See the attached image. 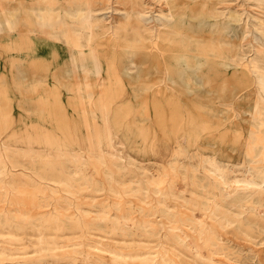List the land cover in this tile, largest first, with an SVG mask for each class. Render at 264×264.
Returning <instances> with one entry per match:
<instances>
[{"label": "rangeland", "instance_id": "1", "mask_svg": "<svg viewBox=\"0 0 264 264\" xmlns=\"http://www.w3.org/2000/svg\"><path fill=\"white\" fill-rule=\"evenodd\" d=\"M63 1L59 0L61 2L59 3L58 0H24L21 2L22 6L24 5L23 8L17 10L16 7L20 1L0 0V138L7 141L8 152L12 153V157L19 156V159L28 167L15 169L31 171V177L28 180L27 177L25 179V176H21V180L17 181L19 185L14 182L15 194L12 195L14 198L9 199L12 200L10 204L8 201L0 199V211L3 207L11 208L14 212H18L16 213L18 215L28 213L33 216L34 213V217H39L47 211H53L55 209L53 206L58 199L55 197L69 193L60 188L54 192L56 196L49 198L48 195L53 193L51 187L39 190L35 180H39L44 186L50 184L58 187V182L54 181V177L59 174L58 170L70 169L76 160L74 155L81 152L87 162L84 165L85 173L93 181L98 182L100 188L98 190L85 189L82 192L71 194L74 201H81L77 203L90 217L96 216L98 210L103 205H107L106 208H111L113 216L130 214L142 218L145 215L142 212V197L134 195L131 190L124 191L120 184H130L136 188L138 184L136 179L138 176L144 175V170L149 175H158L162 170V162L169 165V162L176 158L174 156L160 158L145 155L141 149L144 144L143 137L148 134L149 139H155L157 142L155 145L158 147L164 146L161 142L166 143L170 138L172 141L166 145L175 150L177 143L173 136H188L192 133L190 132L191 128L187 134L186 127L189 125L185 126V123L196 111L197 115L199 112L201 113L200 106L209 107L214 117L220 116L227 121L241 113L238 105L242 108L247 107L245 92L256 89V74L251 68L242 65L238 67L220 66L217 60H213L215 58L212 56L211 48L216 46L217 50V45L222 40L231 46L235 55L241 51L242 46L246 51L253 47L259 52V55L263 56L264 0H178L181 8L184 7L187 13L198 15L186 23L183 22V27L188 30L185 33L198 47V51H201V47L205 48L208 60L204 61L198 70L199 78L196 77L193 81V91H189L185 81L181 79L174 88L176 96L173 97L172 94L166 93L169 100L159 101L164 111L162 106L159 108L169 116L165 121L158 117L156 102L149 99L159 98L154 97L155 94L161 95V92L158 91L159 86L172 88L168 80L169 71L175 70L172 64L171 50L159 47L156 53L147 52L142 45L128 49L121 46L123 44L113 45L107 38H101L95 48L85 47V51L80 52L75 45H66L49 33L59 26L56 21L58 18L56 12ZM111 1H115L116 7L121 6L116 0ZM147 1H152V6L167 7L163 0ZM105 2L106 0H95L92 1V4L99 6ZM13 4L16 6L14 5V7ZM31 6L53 9L50 13L51 17L49 15L46 19L48 23L52 21L49 23L50 26L38 23L40 19L31 11ZM233 10L236 13H232L239 18L234 21L235 26L238 27L235 31L230 27L223 32L221 29L214 32L210 29L209 23L199 21L201 18L210 20L214 18L211 16L219 13H222L221 19H225L228 16L225 13ZM223 12L225 13L223 14ZM38 19L39 21H37ZM27 24L31 25V36L38 40L35 45L28 48L21 47L13 41L16 35L26 31ZM35 47H39V49ZM34 52L40 55H35ZM252 52L253 50L248 54H252ZM81 53H86L87 56L85 59L87 67L85 68L80 65L81 58H78L76 63H72L70 58L72 54L81 55ZM192 55L196 56L198 53H192ZM169 58L170 61L167 64ZM111 63L115 68V77L112 79L109 71ZM126 65L131 66L129 74L124 72ZM57 72L58 75H56ZM41 81L44 82L41 83ZM134 88L138 90L139 94L134 95ZM115 94L117 95L115 96ZM103 103L107 104L106 110L103 109ZM109 142L111 147L107 145ZM34 150L41 153L42 158L37 160L38 162H48L47 175L42 172L40 178L30 168V155ZM26 152H29L28 156L23 155ZM109 152L115 153L119 157H114ZM100 160H103L106 165L99 164ZM179 160L187 166L189 163L197 161L194 159L190 162L186 156H180ZM8 163L10 164V161ZM40 163L38 166L45 168V164L43 166ZM98 165L105 169L110 167L114 169L113 177L117 180L115 189L119 192L111 190L110 180L105 172L97 170ZM118 167L125 173L119 172ZM232 167L239 176H242L243 171L246 170L245 164L232 165ZM130 169L132 174L127 173ZM181 171L185 173L186 170L181 168ZM245 174L250 175V172ZM255 176L260 177L261 174L256 173ZM185 194L189 196L190 192L186 191ZM45 195L47 196L45 197ZM1 196L0 193V198ZM146 199L150 198L146 197ZM154 199L157 201L156 197ZM43 200H48V204H43ZM16 201H20V204L15 205ZM120 203L121 209H119ZM166 203L169 204L168 209L170 210L185 211L186 209L185 206L179 205L172 198H167ZM71 209H75V206H72ZM186 211L191 210L187 208ZM194 211H198V209ZM247 216L244 224L234 221L224 228L223 232L225 231V235L229 236L230 244L234 248L230 254L215 255L216 259L223 262L222 264H258L260 261L261 264H264V244L257 246L253 243L252 237L246 235V232L253 234L250 228L256 226L253 218L249 214ZM150 217L153 219L154 226H157V231L162 235L159 239L154 234L144 236L136 233L127 236L132 240H121L120 238L123 237L121 234L109 231L108 227L113 223L109 219L99 220L98 223L102 229H95L93 234L92 230L86 235H81L82 233L71 229L65 230L64 233L53 229L42 230L46 236H55L57 232L59 233L58 246L46 249L45 255L47 258L53 259L52 251H62L78 246L81 249L80 257H89L87 250L99 249L98 246L92 245L94 243L92 238L121 244L124 251L158 250L159 247H154V245L161 240L169 241L167 246L172 247L170 245L172 240L164 237V234L168 233L163 225L164 217L160 215H150ZM36 223L39 224V222H34V224ZM39 232L41 231L35 228L28 229L22 240L13 241L10 245L13 248L10 257H18L22 255L21 252L24 255L26 252L30 255H37L39 250L34 242L37 240ZM0 239L1 248L6 243L3 241V237L0 236ZM240 241L242 243H239ZM127 242L132 243L131 247H126ZM251 246L252 248L257 247L259 252L263 251L256 257L250 250ZM171 253L169 254L173 256ZM153 254H157V252ZM182 258L187 264H204L191 256L188 257V255H182ZM256 260L258 261L256 262ZM131 262L133 263V260Z\"/></svg>", "mask_w": 264, "mask_h": 264}, {"label": "bare ground", "instance_id": "2", "mask_svg": "<svg viewBox=\"0 0 264 264\" xmlns=\"http://www.w3.org/2000/svg\"><path fill=\"white\" fill-rule=\"evenodd\" d=\"M17 1H20V4H18L16 9L21 10L24 6H22L21 2L24 0H15V2ZM92 1L95 0H64L56 12L58 14L56 21L59 26L49 33L66 45H75L80 52H84L85 47L95 48L101 38H107L113 45L123 44L121 46L128 49L134 48L136 45H142L147 52L156 53L159 47L171 50V59L173 58L172 64L175 70L173 69V72L169 71L168 80L172 88L159 86L158 91L161 92V95L151 93L154 97L159 98H154L155 100L149 99L156 102V110L159 112L158 117L160 120H167L169 118L168 114L163 113L159 108V106H162L160 102L169 100L166 97V93L175 97L174 88L181 79L185 81L186 88L189 91H193V81L196 77L199 78L198 70L203 65V62L208 60L205 48L201 47V51H198V47L185 33L188 30L183 27V22L186 23L189 19L198 15L187 13L184 7L181 8L178 0H163L167 4L166 8L152 6V1L147 0H116L117 3L121 4L119 7H116L114 5L115 1L111 0H106L105 3L99 6L98 4L94 6ZM30 9L39 17L40 21L39 19L37 21L41 25L52 22L51 18L49 23L46 19L53 9L35 6H31ZM232 12L236 13L235 10L228 13L223 12V14H228L225 19H221L220 15L222 13H219L211 16L214 18L210 20L201 18L199 21L201 23H209L210 29L214 32L220 29L223 32L230 27L235 31L238 27L235 26L234 21L239 18ZM30 24L26 25L24 33H19L13 38L14 43L26 48L37 43L38 40L31 36L30 26L32 24ZM215 48L216 46L211 48L213 51L212 56L215 58H212L213 60H217L220 66L238 67L242 65L243 67L251 68L257 76V87L245 92L248 102L247 107L242 108V106L238 105L241 113L228 121L220 116L214 117L209 107L200 106L201 113L199 112L197 115L196 111L185 123V126L189 125V127H186L188 129L187 134L191 128L192 131L190 132L192 133L188 136H173L177 143L175 150L166 145L172 141L170 138L166 143L161 142L164 146L158 147L155 145L157 143L155 139H149L148 134L143 137L144 144L141 149L145 155L160 158L167 156L176 157L169 162V165L162 162V170L158 175H149L144 170V175L138 176L136 179L138 183L136 188L130 184H120L124 191L131 190L134 195L142 197L141 206L145 215L142 218L130 214L113 216L111 208L107 209V205H103L96 216H88L87 212L77 203L81 201H74L71 194L82 192L85 189L98 190L100 185L85 173L84 165L87 162L84 160V155L78 152L74 155L76 160L72 163L73 166L70 169L62 168L58 170V176L54 177V181L58 182V187L50 184L44 186L42 182L35 180L39 190H43L48 186L51 187L53 193L50 195L46 193L49 198L56 196L54 192L60 188L69 193L55 197L58 199L55 202V206H53L55 207L54 210L52 209L53 211H47L39 217H34V213L33 216L28 213L18 215L16 214L18 212H14L11 208L3 207L2 211H0V236L4 238L3 241L6 243L0 248V264H187L182 255L191 256V258L204 264H222L223 262L216 259L215 255L230 254L234 248L230 244L229 236H226L223 230L234 221L244 224L248 217L247 214L253 218L256 226L255 228H250L253 234L246 232V235L252 237L255 245L264 244V55H259V52L253 47L246 51L242 46L241 51L235 55L231 46L222 40L217 45V50ZM252 50V54H248ZM43 53L41 54L43 55ZM192 53H198V55L193 56ZM86 57V53H81V55L72 54L70 56L72 63H76V60L81 58L80 65L84 68L87 67ZM169 61L170 58L167 64ZM101 65L100 61V69ZM130 70L131 66H124V72L129 74ZM109 71L112 79L115 77L113 63L109 64ZM56 75H58V72ZM43 82L41 81V83ZM137 92L138 90L134 88V95L139 94ZM102 106L103 109H107L106 103H103ZM107 145L111 147L110 142ZM8 146L7 141L0 138V188L2 189L0 199L8 201L10 204L12 200L9 199L11 197L14 198L12 195L15 194L14 182L18 184L17 181L21 180V176H25V179L27 177L28 180L31 177V171L15 169L24 166L28 167L19 159V156L12 157V153L8 152ZM109 153L114 157H119L115 153ZM23 155L28 156L29 152L23 153ZM180 156H186L190 162L194 159H197V161L189 163L187 166L179 160ZM40 158H42L41 153H38L37 150H34L30 155V165L32 166L30 168H32L38 178H40L42 172L47 175L48 168L47 161H42V163L37 161ZM8 161H10V164ZM38 163L43 166L45 164V168L39 167ZM101 163L106 165L103 160H100L99 164ZM240 164L246 165V170L243 171L242 176H239L232 167V165ZM181 168L186 170L185 173L181 171ZM117 169L119 172L125 173L119 167ZM97 170L105 172V175L110 180L111 190L116 193L119 192V190L115 189L117 180L113 177L114 169L111 167L105 169L98 165ZM247 172H250V175H246L245 173ZM127 173L132 174V170L130 169ZM256 173L261 174V176L256 177ZM19 191L21 190L19 189ZM186 191L190 192L189 196L185 194ZM146 197L150 199L147 200ZM155 197L157 201H154ZM167 198H172L179 205L185 206L186 209L188 208L191 211L187 212L186 209L185 211L168 209L170 206L166 203ZM47 201L43 200L42 203L48 204ZM15 203H17L15 205H18L20 201ZM72 206H75V209H71ZM121 208L122 205L121 207L119 206V209ZM195 209H198V211H194ZM150 215L164 217L163 225H165L168 232L164 234V237L172 240V243H170L172 247L169 248L167 246L169 241L161 240L154 245V247H159L158 250L124 251L121 244L92 238L94 240L92 245L98 246L99 249L87 250L89 257L81 258L79 254L81 249L78 246L62 251H52L53 259H49L45 255L46 249L58 246L59 233L57 232L55 236H46L42 230L53 229L64 233L65 230L71 229L80 232V234L82 233L81 235H86L92 230L93 234L95 229H102L98 223L99 220H111L113 223L109 225V231L114 234H121L123 237L120 239L124 241L132 240L127 236L136 233L144 236L154 234L159 239L162 235L157 231L158 228L154 226ZM34 222H39V224H34ZM33 228L41 231L34 242L38 247L39 253L30 255L26 252L24 255L21 252L22 255L18 257H10L13 252V248L10 245L13 241L22 240L25 232ZM50 243H53V245H50ZM239 243L242 242L240 241ZM126 244V247H131L132 243L127 242ZM141 245L146 247L144 244ZM250 250L256 257L263 251L259 252L257 247L252 248V246ZM154 252H157V254H153ZM170 252H172L173 256L169 254ZM131 260H133V263ZM258 264H261V261Z\"/></svg>", "mask_w": 264, "mask_h": 264}, {"label": "crops", "instance_id": "3", "mask_svg": "<svg viewBox=\"0 0 264 264\" xmlns=\"http://www.w3.org/2000/svg\"><path fill=\"white\" fill-rule=\"evenodd\" d=\"M36 48V47H35ZM34 49V48H33ZM37 49H39V47H37Z\"/></svg>", "mask_w": 264, "mask_h": 264}]
</instances>
